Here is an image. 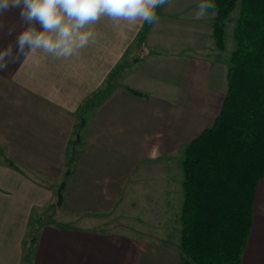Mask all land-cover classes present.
<instances>
[{
	"label": "crops",
	"instance_id": "obj_1",
	"mask_svg": "<svg viewBox=\"0 0 264 264\" xmlns=\"http://www.w3.org/2000/svg\"><path fill=\"white\" fill-rule=\"evenodd\" d=\"M199 2L159 8L140 44L144 23L102 17L77 55L0 71V264H178L182 153L227 91L214 14L196 19ZM19 13L0 15V49L22 30ZM115 71L108 95L83 112ZM240 264H264V177Z\"/></svg>",
	"mask_w": 264,
	"mask_h": 264
},
{
	"label": "trees",
	"instance_id": "obj_2",
	"mask_svg": "<svg viewBox=\"0 0 264 264\" xmlns=\"http://www.w3.org/2000/svg\"><path fill=\"white\" fill-rule=\"evenodd\" d=\"M212 2L211 35L214 47L222 51L225 23L237 0ZM148 28L144 23L138 44ZM232 36L236 47L227 61V91L219 113L182 154L178 264H240L255 190L264 177V0H239ZM114 73L83 103V112L108 95ZM26 249L28 256L30 245Z\"/></svg>",
	"mask_w": 264,
	"mask_h": 264
},
{
	"label": "clouds",
	"instance_id": "obj_3",
	"mask_svg": "<svg viewBox=\"0 0 264 264\" xmlns=\"http://www.w3.org/2000/svg\"><path fill=\"white\" fill-rule=\"evenodd\" d=\"M170 4L171 0H0V15L19 8L23 22L14 44L0 49V71L39 54L69 59L94 41L92 26L102 17L117 26L121 22L155 24L159 21L157 9ZM215 8L212 0H200L195 18H205L209 10L215 14ZM14 30L9 28L7 35Z\"/></svg>",
	"mask_w": 264,
	"mask_h": 264
},
{
	"label": "rangeland",
	"instance_id": "obj_4",
	"mask_svg": "<svg viewBox=\"0 0 264 264\" xmlns=\"http://www.w3.org/2000/svg\"><path fill=\"white\" fill-rule=\"evenodd\" d=\"M238 13H239V0H237L236 7L230 14L229 21H227L225 23V31H224L225 46H224V49L222 51H219L213 45V49H215L213 58L216 60L217 59H222V60L229 59L231 52L236 47L235 41H234L233 36H232V31H233V27H234V21L237 18ZM180 166H181V164H180ZM52 216H53L52 214H50L49 212L48 213L46 212L44 215L45 221L49 220V218H51ZM140 218H141V220H139L137 222L138 227L139 228H146L145 222L143 223L142 217H140ZM37 226H38V224H37Z\"/></svg>",
	"mask_w": 264,
	"mask_h": 264
},
{
	"label": "water",
	"instance_id": "obj_5",
	"mask_svg": "<svg viewBox=\"0 0 264 264\" xmlns=\"http://www.w3.org/2000/svg\"><path fill=\"white\" fill-rule=\"evenodd\" d=\"M60 200H61V196L59 195V196H58V200H57V205L60 204Z\"/></svg>",
	"mask_w": 264,
	"mask_h": 264
}]
</instances>
